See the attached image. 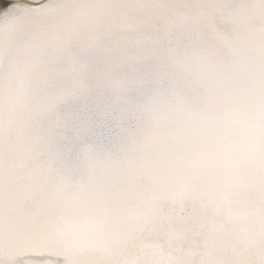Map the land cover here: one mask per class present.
I'll return each mask as SVG.
<instances>
[{"label":"bare ground","instance_id":"6f19581e","mask_svg":"<svg viewBox=\"0 0 264 264\" xmlns=\"http://www.w3.org/2000/svg\"><path fill=\"white\" fill-rule=\"evenodd\" d=\"M50 2L53 16H0V125L12 133L0 205L16 200L30 150L103 188L189 145L259 164L264 0Z\"/></svg>","mask_w":264,"mask_h":264},{"label":"snow or ice","instance_id":"6c2138e0","mask_svg":"<svg viewBox=\"0 0 264 264\" xmlns=\"http://www.w3.org/2000/svg\"><path fill=\"white\" fill-rule=\"evenodd\" d=\"M58 11L50 0H9L0 16ZM11 136L0 125V145ZM29 156L16 200L0 205V264H264V148L258 165L239 167L233 153L189 145L115 188L56 174L42 151Z\"/></svg>","mask_w":264,"mask_h":264},{"label":"water","instance_id":"95a60500","mask_svg":"<svg viewBox=\"0 0 264 264\" xmlns=\"http://www.w3.org/2000/svg\"><path fill=\"white\" fill-rule=\"evenodd\" d=\"M1 2H3L5 5L8 4V1L7 0H0V4H1Z\"/></svg>","mask_w":264,"mask_h":264}]
</instances>
